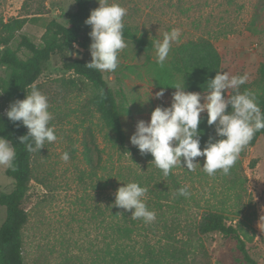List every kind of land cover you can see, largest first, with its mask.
<instances>
[{
	"label": "rangeland",
	"instance_id": "obj_1",
	"mask_svg": "<svg viewBox=\"0 0 264 264\" xmlns=\"http://www.w3.org/2000/svg\"><path fill=\"white\" fill-rule=\"evenodd\" d=\"M44 2L43 14L36 21H29L12 40L17 48L21 35H27L41 45L46 23L56 19L67 24L66 14L76 11L75 0H37ZM94 1V9L99 7ZM25 0H0V21L25 13ZM127 8L124 23L131 26L138 36L152 43L162 41L165 32L173 28L181 30L178 46L189 40L209 38L222 57V72L230 76L248 74L244 85L257 93L259 67L264 62V0H116ZM37 7V4L34 8ZM125 39L127 47L119 54V67L115 72H103L120 109V118L127 136L126 145L134 148L130 137L137 121H149L157 106H170L175 90L164 89V96L155 98L161 90L155 85L151 63L156 61L155 47L141 50L133 40ZM91 43V41H90ZM87 48L79 46V55L73 48L70 55L91 61ZM171 47V48H172ZM26 53L24 49L20 54ZM169 60V56L166 61ZM5 69L0 68V76ZM75 81L72 83L71 81ZM244 85L240 91H244ZM36 86L49 98L50 122L57 140L34 152V179L23 206L29 213L25 226L26 264H105L101 255L106 244L112 243L113 222L131 225L135 229L132 245L138 250L144 243L158 245L164 230H145L140 221L133 223L131 211L114 205L118 188L129 182H142L155 169L137 152L122 153L114 133L105 123L92 97L97 89L87 79L64 68L59 57L50 59ZM150 95V96H149ZM227 95V93H225ZM149 97L147 102L146 101ZM133 102L127 109V105ZM203 102V101H202ZM69 152L70 160L61 159ZM91 153L92 166L87 161ZM201 167L204 157L196 158ZM256 161L254 164L253 162ZM106 165L104 169L103 166ZM0 166V195L13 189V179ZM241 181L232 184L222 171L209 176L199 166L189 171L182 166L172 171L190 193V205L180 218L183 224L193 225L209 208H217L230 195L239 198L228 200L226 211L228 223H241L246 231L247 248L258 264H264V140L258 139L254 146L248 145L231 169ZM108 186H103L104 180ZM146 187V186H145ZM114 198V199H113ZM146 204H151L149 195ZM164 202V201H163ZM172 200L164 202L165 211ZM244 209L239 216L234 212ZM156 220L161 217L155 210ZM169 224L177 216L167 211ZM6 218V209L0 207V226ZM138 220V219H135ZM155 220V221H156ZM154 221V222H155ZM188 227L180 230L178 237L187 239ZM190 264H250L239 248L238 240L221 233L199 235L191 233ZM181 244V243H180Z\"/></svg>",
	"mask_w": 264,
	"mask_h": 264
},
{
	"label": "trees",
	"instance_id": "obj_2",
	"mask_svg": "<svg viewBox=\"0 0 264 264\" xmlns=\"http://www.w3.org/2000/svg\"><path fill=\"white\" fill-rule=\"evenodd\" d=\"M76 11L66 14L67 24H63L56 19L46 23L45 32L42 36V44L37 45L35 41L22 34L17 48L12 47V40L29 21H36L43 14L44 2L37 3V0H25L23 9L25 13L18 17H13L0 21V68L5 69V75L0 76V137L9 139L16 150V160L14 168L6 167L5 173L13 179V189L10 192L0 195V207L6 209V218L0 226V264H26L25 258V226L29 222V213L23 206L25 197L28 194L29 185L34 179L33 157L34 152H28L24 143H20L19 138L27 134L28 129L20 122L13 123L5 115L10 104L16 100H23L33 84L46 69L47 62L59 57L64 68L79 76L87 79L97 89V93L92 97V103L96 110L101 113V117L111 131L114 133L119 149L122 153L128 151L137 152L143 159L149 161L151 165L154 157L151 154L141 155L138 148H129L126 145L127 136L123 129L119 105L112 89L108 86L103 72L87 67L90 60L85 58H74L70 55L73 44L82 48H87L91 39L88 33L91 27L84 21L94 10L93 0H75ZM37 4V7L34 6ZM125 24V23H124ZM124 38L133 40L141 50H151L154 43L151 40L138 36L136 31L125 24L123 30ZM24 49L26 53L20 54ZM153 71L155 85L158 88L175 90L171 86L175 82L185 80L186 91L201 92L207 91V82L214 78L216 72H222V57L217 47L209 38H199L189 40L182 44L172 47L169 53V60L160 66L156 61L150 62ZM74 83L75 81H71ZM258 85L256 93L258 104L264 111V62L259 67V78L255 81ZM247 89L244 85V90ZM228 111H231L229 106ZM199 128L202 130L201 148L209 136H215L214 126H208L207 114ZM20 125L17 127V125ZM264 140V130L257 132L249 145L254 146L258 139ZM30 142V141H29ZM87 161L94 166L91 153L87 154ZM256 161L253 162V164ZM106 168V165L103 166ZM148 175L145 185L140 180L138 183L148 189L147 194L151 204L148 208L155 212L157 210L161 217L155 222L148 224L145 230L155 231L164 230L165 242L161 241L158 245L145 242L143 249L138 250L135 245L133 234L135 229L131 225H123L113 222L112 224V243L106 244L103 251L105 264H190L189 251L191 250V233L208 235L221 233L225 237L238 240L239 248L243 256L250 264H258L252 258L247 248L245 237L249 236L241 223H228L226 203L228 200L239 198V194L230 195L228 199L221 201L217 208H209L204 211L198 221L193 225L183 224L180 216L185 215L190 205L189 199L177 194V190L184 187L179 177L173 171L164 176L162 171L156 166ZM229 182L236 184L241 181L240 176L232 172L228 175ZM103 186H108L109 180L103 181ZM189 191V190H188ZM114 199V198H113ZM172 200L168 204V210L173 211L177 216L172 219L166 217L164 202ZM164 201V202H163ZM242 209H237L234 214L239 216L243 213ZM134 220V219H133ZM142 222V219L134 220L133 223ZM144 223V222H143ZM188 227V238L180 239L178 234L183 228ZM181 243V244H180Z\"/></svg>",
	"mask_w": 264,
	"mask_h": 264
},
{
	"label": "clouds",
	"instance_id": "obj_3",
	"mask_svg": "<svg viewBox=\"0 0 264 264\" xmlns=\"http://www.w3.org/2000/svg\"><path fill=\"white\" fill-rule=\"evenodd\" d=\"M99 7L90 12L84 23L91 27L88 33L91 43L89 51L91 61L87 67L101 72H115L119 67V54L127 47L124 39V17L127 8L116 0H97ZM181 30L173 28L165 32L162 41L154 45L156 62L163 66L171 51L172 44L179 42ZM72 55H79V45ZM248 74L230 76L227 72H216L207 82V91H186L185 80L175 82L171 87L170 106H157L149 121H137L130 143L137 147L141 155L151 154L152 163L164 176L182 166L194 171L197 166L209 176L217 171L228 175L236 164L241 152L250 144L255 134L264 130V111L261 110L256 94L240 87L247 83ZM164 88L155 94V98L164 96ZM3 92H0L2 94ZM227 93V95H225ZM150 96V95H149ZM132 100L128 107L135 101ZM203 101V102H202ZM229 106L231 111H228ZM47 95L33 84L23 100L12 102L5 115L13 123L20 122L28 132L19 138L28 152H37L46 144L57 140L54 126L50 125L53 114L49 111ZM207 114L208 126H214L215 136H209L201 148L202 130L199 128ZM20 125L18 124L17 127ZM30 141V142H29ZM204 157L203 166L196 159ZM61 159L70 160L69 152H64ZM16 150L13 143L0 137V166L14 168ZM148 189L137 182H129L119 187L115 193L114 205L125 211H131L132 219H142L145 224L156 220V213L146 204ZM179 196H190L187 187L177 190Z\"/></svg>",
	"mask_w": 264,
	"mask_h": 264
}]
</instances>
